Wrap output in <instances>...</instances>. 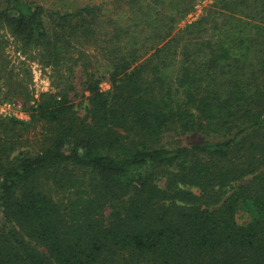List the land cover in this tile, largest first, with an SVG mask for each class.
I'll return each instance as SVG.
<instances>
[{
    "label": "trees",
    "instance_id": "1",
    "mask_svg": "<svg viewBox=\"0 0 264 264\" xmlns=\"http://www.w3.org/2000/svg\"><path fill=\"white\" fill-rule=\"evenodd\" d=\"M64 1L0 0L57 88L34 99L0 35V101L29 117L0 121V264H264V0L182 28L204 0ZM35 123L39 151L12 157Z\"/></svg>",
    "mask_w": 264,
    "mask_h": 264
},
{
    "label": "rangeland",
    "instance_id": "2",
    "mask_svg": "<svg viewBox=\"0 0 264 264\" xmlns=\"http://www.w3.org/2000/svg\"><path fill=\"white\" fill-rule=\"evenodd\" d=\"M54 1L56 0H53V2ZM82 1L87 0H65L64 2L58 3H60V5L65 4L68 6L72 5V3L74 5H79ZM210 2L211 0H204L199 7L196 8V12L194 14L191 13L182 20L179 27L182 28L185 24L196 20L198 15L202 13V10L206 8ZM0 35L8 40L6 54L9 57L11 64L14 66V70L17 71L20 67H22V65L29 70L31 82L28 89L33 98L37 100L41 94L56 92L57 88L54 86L55 77H53V69L41 65L33 52H28L27 54L18 52L16 50V45L13 43V40L9 37V35H5L3 32H0ZM81 82L82 77L78 74L72 82V90L68 94L71 103L77 111V115L80 117L84 115L86 97L88 95L83 91ZM100 88L105 92L108 91L110 87L106 81H102ZM8 119H16L25 123L29 121V117L22 108L20 100L12 99L11 101H0V121H6ZM46 129V126L39 123L30 124V126L26 128L17 127L14 130V134H12L15 135L14 139H16L17 142L15 144L16 150L12 154V157L21 156L24 153L33 154L39 151L43 140L48 133ZM177 141V138L171 133H166L161 138V142L167 146H174V142ZM105 214L107 215L108 211H105ZM237 221L239 223H244L246 221V217L238 214Z\"/></svg>",
    "mask_w": 264,
    "mask_h": 264
}]
</instances>
